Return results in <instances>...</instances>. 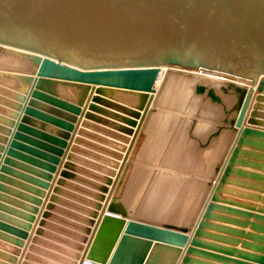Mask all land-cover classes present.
Here are the masks:
<instances>
[{
    "label": "water",
    "instance_id": "1",
    "mask_svg": "<svg viewBox=\"0 0 264 264\" xmlns=\"http://www.w3.org/2000/svg\"><path fill=\"white\" fill-rule=\"evenodd\" d=\"M0 71L11 72L23 88L37 75L32 97L70 111L79 109L56 97L59 85L81 91L79 102L90 84L100 86L97 94L114 95L116 91L107 88H119L136 97L132 105L106 102L131 117L122 120L130 127L118 130L133 137L115 135L129 147L115 144L126 153L111 152L122 162L113 161L105 185H95L101 193L70 264H159L162 252L172 253L169 264H174L183 248L188 255L181 264L194 262V254L228 261L212 252L221 249L218 245L206 241H219L216 232L226 231L215 222L224 220L220 213L248 214L254 218L251 229L264 230V129L256 127H264L257 119L264 116L262 105L250 106L248 96L257 86L256 102L264 101L257 95L264 91V0H0ZM30 113L71 126L28 108L26 114ZM157 129L170 135L168 142L184 144L191 158H143L148 136ZM12 154L16 153L10 150ZM62 176L74 177L68 172ZM8 228L17 238L4 239L21 246L29 225L24 230ZM42 232L36 230L37 235ZM245 236L263 243L244 242L253 253L237 251V256L251 260L249 264H264V238ZM12 254L0 264H14L18 251ZM235 264L242 262L236 259Z\"/></svg>",
    "mask_w": 264,
    "mask_h": 264
},
{
    "label": "crops",
    "instance_id": "2",
    "mask_svg": "<svg viewBox=\"0 0 264 264\" xmlns=\"http://www.w3.org/2000/svg\"><path fill=\"white\" fill-rule=\"evenodd\" d=\"M54 75L59 76L60 71L56 70ZM34 77L23 88L22 83L11 72L0 71V263L5 261L6 255H14L12 253L18 251L14 264H22L24 261L30 264H70L78 253L76 248L81 244V237L86 235L84 229L88 226L85 221L89 219L90 211H95L93 203L98 201L95 197L101 193L95 185L104 184L106 170L114 169L110 165L113 161L122 162L113 158L111 152L121 153L122 156L126 153L116 150L115 144L129 147V143L116 139L115 135L129 139L133 137L118 130L121 126L130 127L122 120L123 117H131L107 106L106 102L132 105L136 103V97L123 93L119 88H107L109 91H116L114 95L97 94L96 89L100 86L90 84V90L79 102L81 91L79 93L77 89L59 85L56 97L79 109L70 111L45 98H33L38 76ZM256 87L248 92L250 106L253 103L262 105L263 109L259 111L264 116V101L256 102L255 99ZM39 91L52 97L46 90ZM19 94H24L25 98L17 100L15 96ZM257 95L264 97V91ZM95 97L101 100L93 102ZM32 100L35 104L30 106ZM91 105L96 108L90 110ZM28 108L46 117L65 121L71 126L66 128L43 118L45 116L26 114ZM89 113L91 118H87ZM24 117L28 120L24 121ZM257 119L264 121V117ZM256 127L264 129L261 126ZM17 134L22 136L17 137ZM42 134L56 137L64 141V144H55ZM148 138L151 141L143 147V158L151 157L156 162L160 158L164 161L191 158L184 144L167 141L170 135L164 130H153ZM77 139L80 140L77 142ZM13 142L18 145L13 146ZM46 146L57 147L61 152L53 153ZM10 150L16 154L8 155ZM47 155L57 157V162H52ZM45 165H52L54 169L49 171ZM3 167L6 169L2 170ZM63 172L74 177H63ZM30 179L38 182L34 183ZM60 180L63 181L61 185L58 184ZM56 188L59 190L55 193ZM30 197L38 199L39 203L32 202ZM52 197L54 202H51ZM101 203L104 205L105 202ZM48 205H52L50 210L47 209ZM32 208L36 209L35 213L29 211ZM45 213L48 214L47 218L43 217ZM27 217L32 218L27 220ZM42 221L44 225L40 226ZM26 225H29L28 230L23 229ZM8 227L27 231V237L22 239L21 246L4 239L5 236L17 238L5 230ZM39 228L43 231L41 235L36 234ZM28 255L30 257L26 259ZM186 255L187 250L183 248L174 264H181ZM191 257L195 261L189 264H222L197 254ZM171 258L172 253L162 252L159 264H169Z\"/></svg>",
    "mask_w": 264,
    "mask_h": 264
},
{
    "label": "rangeland",
    "instance_id": "3",
    "mask_svg": "<svg viewBox=\"0 0 264 264\" xmlns=\"http://www.w3.org/2000/svg\"><path fill=\"white\" fill-rule=\"evenodd\" d=\"M247 191H250V190H247ZM251 191H252L251 193H253V190H251ZM208 200H209V198H208ZM247 201L251 202V200H247ZM260 202H261L260 204L264 205L263 199ZM226 205H228V204H226ZM231 207H234L233 209H235L237 206H231ZM254 213L256 215L259 214L258 212H254ZM218 215H220L221 218H223L224 220H219V221L216 220L215 222H217L220 225H222L223 227H225L226 231L216 232L217 235L219 237H221L220 238L221 240L216 241V240H207L206 239V241H208L209 243H214L221 248L219 251L212 250L213 253H215L219 256H222L224 258L226 257L229 260L228 261H221V262L216 261V262L222 263V264H235L236 259H239L240 262H242V264L251 263L252 262L251 260H248L242 256L238 257L237 254L239 252L240 253H250V254L253 253V251L250 250L249 248L245 247L243 243L247 242V241H251V242L253 241L255 244H257V243L262 244L263 242L258 241L256 239L254 241L253 240L254 238L250 239V237L245 236V235L250 234V233L255 234L256 237L263 240L264 230L261 228V231H256V230L253 231L251 229V223L254 222V218L248 214L240 215L237 213H220ZM260 225H261V227L264 228L263 223H260ZM233 230H239L240 232H243L245 235H239L238 236V235L232 233ZM228 239H236L240 242L239 243H232V242H229ZM237 251H239V252H237ZM233 252H235V253H233ZM256 253H259V251ZM211 259H213V258H211Z\"/></svg>",
    "mask_w": 264,
    "mask_h": 264
},
{
    "label": "bare ground",
    "instance_id": "4",
    "mask_svg": "<svg viewBox=\"0 0 264 264\" xmlns=\"http://www.w3.org/2000/svg\"><path fill=\"white\" fill-rule=\"evenodd\" d=\"M165 71H166V68H165V67H163V68H162L161 75H160V78H159V80H158V84L161 82V78L163 77V75H164Z\"/></svg>",
    "mask_w": 264,
    "mask_h": 264
}]
</instances>
